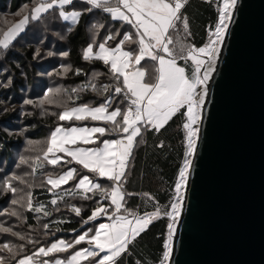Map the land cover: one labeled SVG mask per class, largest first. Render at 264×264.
Here are the masks:
<instances>
[{
	"label": "snow or ice",
	"instance_id": "1",
	"mask_svg": "<svg viewBox=\"0 0 264 264\" xmlns=\"http://www.w3.org/2000/svg\"><path fill=\"white\" fill-rule=\"evenodd\" d=\"M91 5L90 9H102L109 13L113 20L122 21L135 29V37L129 33L123 35L124 42L138 44V51H124L120 45L115 48L106 47V42L99 44V51L93 52V47H89L84 52V59H95L102 61L109 66L111 73L119 80L122 77V86H116V94H123L128 101L127 109L121 111L117 108L108 111L110 101L99 107L83 105L65 109L58 114L61 121L85 120L104 121L111 123L114 130L127 134L121 139L103 140L99 143L102 146L95 148L70 147L80 144H97L98 140L93 137L95 134L104 136L108 131L104 127H57L50 136L49 146L44 153V159L48 164L57 165L61 157L57 153H64L71 157V161L81 165L88 172L98 175L112 182L110 188H101V185L94 183L89 176L84 175L76 185L83 189L85 193L92 190H101L103 198L110 200L114 206L111 215L108 208L98 206L92 212L89 220H96L101 215H107L111 223L100 224L95 234L87 239L91 247L83 248L75 252L69 259H56L53 264H81L82 261L100 257L105 253L96 264H117L118 259L129 250V245L143 232L147 226L161 215L166 216L171 222L168 224L167 243L164 245L165 251L161 264H167L172 255L173 237L176 225L179 223L184 203V192L188 186V177L192 167V157L196 153L197 141L199 139L200 128L197 126L202 119V113L208 96V82L212 73L215 71L216 59L220 53V47L228 33L229 25L233 18V10L237 5V0H222V6L218 7V22L214 31L210 32L209 41L203 47L183 44L178 36L177 24L183 25L186 35H190L189 23L186 15L181 10L188 4V0H85ZM212 2V0H208ZM75 0H38V3L31 9L30 15H25L19 22L13 24L0 38V49H7L13 40L25 30L29 20L36 21L41 19L42 14L50 10L58 9L59 16L71 24L79 22L80 11H66V6H73ZM177 33L174 41L171 33ZM113 39L108 36L107 40ZM172 45L173 47H170ZM178 46V47H177ZM66 55V54H65ZM145 58L155 61L156 76L155 82L145 80L143 69L129 71L134 61L135 65H140ZM178 59L185 62H192V70L186 72L185 67L178 65ZM203 69V71H201ZM68 70L67 68L65 69ZM126 90V91H125ZM60 92V89H49V92ZM75 92L76 89H73ZM45 94V100L47 99ZM25 103H33L28 100ZM44 103V100L40 102ZM184 110L183 112L181 110ZM180 113L186 118L183 128L186 130L187 151L180 169L178 179L175 184V196L170 204L169 211H163L159 206L155 211L145 213L143 216L137 215L124 208L125 195H132L123 191V183L126 182V170L129 158L136 143V138L141 136L142 128H153L160 131L174 116ZM55 115V113H53ZM117 117H120L118 120ZM51 154V158H49ZM26 161L21 159V163ZM35 171V168H33ZM76 169H69L56 177L49 176L47 183L53 189L59 188L74 179ZM13 180L22 178L13 176ZM8 190L15 193L16 188L5 181ZM88 197L85 196V199ZM53 199L51 203L56 204ZM16 204V200H12ZM28 208L32 209L31 194L29 193ZM43 205L35 209L36 212L42 211ZM123 211L126 214L117 215ZM77 215L80 214L79 208L73 209ZM12 215H16L12 212ZM48 215L47 212L44 213ZM113 217H115L113 219ZM131 217V218H129ZM47 228V225H45ZM0 231L9 232L10 229L0 226ZM14 235H17L14 233ZM87 233L80 235L75 244H80L86 240ZM23 237H21L22 239ZM73 245L59 240L52 243L47 249L41 247L35 255L50 256L53 253L64 252ZM93 248L95 250H93ZM12 248L8 244L0 247V251ZM0 264L3 258L0 257ZM18 264H32V257H27ZM43 264H48L44 261Z\"/></svg>",
	"mask_w": 264,
	"mask_h": 264
},
{
	"label": "trees",
	"instance_id": "2",
	"mask_svg": "<svg viewBox=\"0 0 264 264\" xmlns=\"http://www.w3.org/2000/svg\"><path fill=\"white\" fill-rule=\"evenodd\" d=\"M37 3L38 0H0V12L7 11V14L11 16L16 14L21 6L31 5L33 8ZM70 8L81 12L79 22L75 25L62 23L58 19L56 11L47 14V16L42 15L41 19L34 21L41 22L45 20L50 29L59 34L63 32L64 41H60V45H57L54 51L63 55L64 66H69L70 70L66 76L62 77L65 88L52 98L51 105L48 107L51 113L47 117H39L38 113L35 112L36 109H32L33 113L30 118L24 117L25 115L21 117L27 130V137L24 140L41 143L39 155L35 157V171L32 174L41 176L42 183L45 186L38 183L39 185L32 189V209L29 210L28 208L25 211L24 226L31 237L37 239V242L31 239L30 244L24 243L22 249L19 250L20 253L12 260L10 259L9 262H3V264H15L23 257H31L39 247L46 246L54 240L65 239L71 241L70 239L73 236L81 234L93 226L89 217L98 205L108 208V213L113 212L109 200L103 198L101 190H95L92 194H87L88 198L85 199L83 195L81 196L78 191L73 189L72 184H69L60 190L63 192L59 193L62 195L59 197L58 195H52L45 183L48 175L59 174L66 167V165L51 166L42 159L47 149L45 145L47 135L58 125H63L58 119L62 106L64 108L74 104L98 106L109 101L111 109L121 102V111L126 110L128 106L126 104L128 101L126 102L121 94H116L114 91L116 86L122 85L121 79L118 80L109 70V66L101 61H85L82 53L90 41L91 33L99 34V39L110 35L113 37L112 42L116 44L123 40L125 33L132 34L135 40V29L122 21H111L110 14L102 9L87 10L91 8V5L82 1L75 0L74 5ZM181 12L188 18L190 35H186L183 25L178 23L177 31L180 41L185 45L195 46L196 48L203 46L207 31L214 29L217 23V7L213 2L206 0H188V4ZM11 25L2 30L0 38L3 37V33ZM171 34L175 41L177 33ZM18 38L6 50L1 51L2 49H0V60H3L4 63L7 62V65L2 67L4 69L0 74V79L1 81L5 80V73L7 72L9 79H11V81H8L7 89H0V109L4 104L21 105L25 102L26 97L24 94H26V91L29 90L30 94H33L36 86L39 87L38 94L40 96H45L47 93V97H49L51 94L49 92L51 87L47 88L46 83L42 82L43 79H41V76L45 74L42 71V68L46 66L45 60L36 62L38 54L34 51V45H22V42L17 40ZM170 47L173 46L170 45ZM124 48L127 51L137 52L138 44L124 42ZM53 60V63L56 64L57 61ZM177 63L185 67L187 73H190L188 64L185 65L182 60H178ZM140 67H143L147 74L146 80L155 82L156 62L144 59ZM57 70H60L59 61ZM91 74L96 76L95 82H88L87 78ZM36 81H39V84ZM73 89H76V91L74 92ZM56 110L57 115H54L53 113ZM2 118L18 121L20 117L11 112H6L0 118V124L5 121ZM185 120L186 118L178 113L158 132L150 127L148 129L142 128L141 136L136 138L132 155L129 158L126 182L123 183V191L132 194L125 195L124 208L128 211L143 216L145 213L155 211L157 206L163 211L169 210L175 196V184L187 150L183 129ZM6 126L11 127L8 123H6ZM108 130L110 134L113 131ZM111 137L117 136L112 135ZM0 141L1 154L5 157L4 161L9 163L10 146L19 144L20 139H9L5 133L0 131ZM71 167H75L79 174L87 175L78 166L73 164ZM100 184L102 189L111 186L110 181L107 180H100ZM53 197H56L57 202L55 205L51 203ZM2 201L3 199L0 202ZM41 205H43L42 211L36 212L35 209ZM74 208L80 209L79 215L73 210ZM45 212L48 213L47 216L44 215ZM121 214H126L123 209ZM99 222H96V224ZM45 225H47V228H45ZM167 226L168 219L166 216L161 215L160 218L153 220L128 246V252L118 259L117 264H160L165 251Z\"/></svg>",
	"mask_w": 264,
	"mask_h": 264
},
{
	"label": "water",
	"instance_id": "3",
	"mask_svg": "<svg viewBox=\"0 0 264 264\" xmlns=\"http://www.w3.org/2000/svg\"><path fill=\"white\" fill-rule=\"evenodd\" d=\"M221 51L170 264H264V0H238Z\"/></svg>",
	"mask_w": 264,
	"mask_h": 264
},
{
	"label": "rangeland",
	"instance_id": "4",
	"mask_svg": "<svg viewBox=\"0 0 264 264\" xmlns=\"http://www.w3.org/2000/svg\"><path fill=\"white\" fill-rule=\"evenodd\" d=\"M76 1L85 2V0H76ZM206 1H208V0H206ZM212 2L217 7V11H218V7L222 6V0H212ZM70 7L71 6H66L65 10L66 11H75L76 10V9L70 8ZM31 8H32L31 5H23V6H21V8L18 10V12L16 14H13L11 16H10V14H7V11L0 12V34L2 33V30L4 28L8 27V25L13 24L15 21H16L15 23H17L25 15H29V13L31 12V10H29V9H31ZM53 11L57 12L58 19L62 23L64 22V23H68L70 25H73L68 21H64L59 16V10L58 9L50 10L48 13H44L42 15L47 16V14H49ZM110 17H111V15H110ZM110 19H111V21H119V20H113L112 18H110ZM217 22H218V20H217ZM212 31H214V29L207 31V37H206V41H205L204 45L206 43H208L209 35H210V32H212ZM107 37H105V38L103 37V38L99 39V34L91 33L90 39H89L90 41L82 53L83 58H84V52L89 47V45H91L93 47L94 53L99 51V44H101V43L106 42V47H109V48H115L118 45H120V42H117L116 44H114L112 42L113 40H107ZM16 38H18L17 40L19 42H22V45H27V44H33L34 45L33 46L34 51L38 54V56L36 57V62H39V61L44 59L45 63H46V66L44 68H42V71H44V73H45L44 75L41 76V79H43L42 82H45L46 87L47 88L51 87L52 90L60 89L59 93H61L62 89L65 88V86H63L62 77L66 76L67 72H69V70H70V67L64 66V61L62 60L63 55L59 54V52H55L54 49L56 48L57 45H60V41L61 42L64 41L63 32H61L60 34L56 33L55 30L50 29V27L48 26V24L45 20H43L41 22L30 21L26 25L25 30L22 33H20ZM12 42H14V40ZM120 46L122 47V49L124 51H127L124 48V44L120 45ZM203 46H201V47H203ZM4 50H6V49H4ZM4 50L2 49L1 51H4ZM53 59H55L57 61L56 64L53 63V61H54ZM218 59H219V56H218ZM218 59L216 60V63H215V70H216V66L218 64L217 63ZM92 60H95V59H90V60H85V61H92ZM178 60H182L185 63V65L188 64L190 66V72H191V70H192V62L191 61L185 62V60H183V59H178ZM58 61L60 63V70H57ZM142 62L143 61H141L140 65H135V63L133 61L132 67L129 69V71L137 69V68L144 70L143 67H140L142 65ZM0 65H1L0 66V74H2V70L4 69L2 67H5L7 65V62L5 61V63H4L3 60H0ZM156 67H157V64H156ZM66 68L68 69L67 71L65 70ZM201 71H203V69ZM7 73H5V75H6L5 80L1 81V79H0V89H2V90L7 89L8 88V81H11V79H9V76ZM214 73H215V71L212 73L211 78H212ZM146 76H147V74L145 75V80H146ZM87 79H88V82H95L96 76L94 74L93 75L91 74ZM120 79L122 81V77ZM6 81H7V83H5ZM12 81H14V80L12 79ZM36 82H37V84H39V81H36ZM147 82H151V81H147ZM209 83H208V85H209ZM76 88L78 90H80L78 87H76ZM38 93H39V87L36 86L33 94H30L29 90H27L26 94H24V96L26 97L25 101L30 100L33 103L23 102V103H21V105H18V104L17 105H5L4 104L2 106V108L0 109V118L6 112H11L15 116L20 117L18 121L6 120L5 118H2L5 121L2 124H0V131L2 133H5L9 139L10 138H12L13 140H16V138L20 139L19 144H16L15 146H10L11 148L9 150L10 151L9 163L4 161L5 157L2 156V154H1V148L2 147H1V141H0V201L3 199V201L0 202V226H2L3 228L10 229L9 232L0 231V247H2L4 244H8L12 248L11 252H9L7 249L0 251V257L3 258V262H6V261L9 262L10 259L12 260L15 256H17L20 253L19 250L22 249V245L24 243L30 244L31 239L34 240L35 242H37V239H35V237H31V234H29V232L27 231V229L25 228L24 225H25V211L28 209L29 193L31 194L32 189L34 187H36L37 185H39L40 183L43 185L42 180H41V176L39 177V176H36L35 174H34L35 175L34 176L32 174V172H33L32 169L34 168V166H36L35 157L39 155L41 143H39L38 141L30 142L28 140H24V138L27 137V130L25 128V124L21 120V117H23L25 115L24 117L30 118L32 113H33L32 109H36L35 112L38 113L39 117H47V115L49 113H51V110L48 107H49V105H51L50 103L52 101V98H54L57 94H59V93H56L55 91L50 92L51 93L50 96L47 97V99L45 100L44 99L45 96H43V95L40 96ZM42 100H44L43 104L40 103ZM120 104H122V102ZM120 104L113 109H111L109 107L108 111L111 112L117 108L120 109ZM126 104L128 105V102ZM205 104H206V100H205ZM83 105H87V104H74V105H69L66 108H64L62 106L61 109H62V111H64L65 109H69L72 107H79V106H83ZM0 106H1V102H0ZM88 106L99 107L101 105H98V106L88 105ZM203 111H204V109H203ZM55 115H57V110L55 111ZM117 119L119 120L120 117H117ZM59 121L63 125H58L57 127H63V128L104 127L107 130L108 129L113 130V131H111V134H110V131L108 130L104 136H100L98 133L95 134V136L93 138L98 140L97 144H80V143H78L77 145L70 146L73 148H75V147L95 148L98 146H102L99 143L100 141H103L105 139H107V140L121 139L127 135V134L115 131L114 126L111 123H105L104 121H94V120H91L90 118L85 119V120H79V121L74 120V119L71 121H61V120H59ZM6 123H8L11 127L8 128L6 126ZM200 125H201V120L199 121L197 126L200 128ZM56 128H54L46 137L45 145L47 148L49 146L48 142H49L51 133ZM184 132H185V137H186V130L185 129H184ZM110 135L111 136L115 135L117 137L112 138ZM197 143H198V141H197ZM6 146H8V145H6ZM186 146H187V143H186ZM56 155L61 157V160L57 165H61V166L66 165V167L64 168V170L61 173L48 175V177L49 176L56 177L58 175H61L64 172H67L69 169L75 168V167H71V165L74 164L75 166H78L83 171H85L87 173V176L90 175L89 178L91 180H93L94 183L100 184V180H107L105 178L99 177L98 175H95L93 173L88 172L81 165H78L75 162L67 163L66 161H71V157L66 156L64 153H57ZM49 158H51V154H49ZM21 159L25 160L26 162L21 163ZM42 159L45 160L44 155H43ZM51 166H53V165H51ZM182 167H183V165H182ZM13 176L22 178L23 182H21V180H19V179H17V180L11 179ZM83 176H84V174H79L76 171L74 179L70 180L67 184H63L59 188H56V189H53L52 186L47 183L48 178L45 180V183L49 187L51 194L54 196H56V195H58L59 197L62 196L59 193H62L63 191H60V190L67 187L69 184H72L73 189H75V191H78L81 194V196L83 195V197H85V196H87V194H92L95 191V189L90 191V192L85 193L83 191V189H80L76 186L78 184L79 180ZM6 180L12 184V187L17 189V191L15 193L8 190L7 186L5 185ZM110 183L112 186L111 181H110ZM43 186H45V185H43ZM53 199L56 200V197H53L51 199V201ZM12 200H16L17 203L13 204ZM109 202L111 204L110 200H109ZM98 206H101V205H98ZM111 207H112V209H114V206L111 205ZM169 210H170V207H169ZM12 212H15L16 215H12ZM111 214H112V212L109 213V215H111ZM120 214L121 213H117V215H120ZM114 218L115 217H113V219ZM129 218H131V217H129ZM99 221H102V222H99ZM90 222L93 226L91 228L86 229L81 234L73 236V238L70 239L71 241H66L65 239H57V240H54V241L48 243L46 246H43V248L47 249L48 247L51 246L52 243H56L59 240H64L66 243L73 245L71 248L67 249L64 252L53 253L50 256L45 257L43 255H35V253H37L39 251V249L41 248V247H39V249L34 253V255L31 256L32 257V264H43L44 261H48V264H53V262L56 259L66 261L75 252L80 251L86 247H91L86 242L87 239L95 234V230L100 224H102V223L108 224V223H111L112 221L108 219L107 215H101L96 220H91ZM96 222H99V223L96 224ZM170 222L171 221L168 219V224ZM177 225H176V228H177ZM14 233L17 235H14ZM85 233H87L86 240L84 242H81L80 244H75L76 239H78V237L80 235H84ZM168 233H169V229L167 226V236H166L165 244L167 243ZM21 237H23V238L21 239ZM93 250H95V249L93 248ZM104 254L105 253H101L100 257H96V258L90 257L88 260L82 261L81 264H96V261H98ZM27 257H30V256H26V257L19 259L15 264H18V262L20 260L25 259ZM170 260H171V257H170ZM170 260L167 262V264H170ZM160 264H161V262H160Z\"/></svg>",
	"mask_w": 264,
	"mask_h": 264
},
{
	"label": "bare ground",
	"instance_id": "5",
	"mask_svg": "<svg viewBox=\"0 0 264 264\" xmlns=\"http://www.w3.org/2000/svg\"><path fill=\"white\" fill-rule=\"evenodd\" d=\"M237 2H238V0H237ZM236 8H237V5H236V7H235V9H234V11H233V16H234V13H235V11H236ZM221 46H222V45H221ZM220 48H222V47H220ZM221 52H222V51H221V49H220L219 59H220ZM217 59H218V58H217ZM217 59H216V60H217ZM219 59H218V62H219ZM218 62H217V63H218ZM217 66H218V64H217ZM217 66H216V68H217ZM215 73H216V70H215ZM215 73H214V74H215ZM214 74H213L211 80H209L210 83L208 82V83H209V85H208V93H209V90H210L211 85H212V82H213ZM207 98H208V97H206V103H207ZM205 105H206V104H205ZM205 105H204V107H205ZM204 109H205V108H204ZM192 159H193V157H192ZM177 227H178V225H177ZM176 229H177V228H176ZM175 232H176V231H175Z\"/></svg>",
	"mask_w": 264,
	"mask_h": 264
},
{
	"label": "built area",
	"instance_id": "6",
	"mask_svg": "<svg viewBox=\"0 0 264 264\" xmlns=\"http://www.w3.org/2000/svg\"><path fill=\"white\" fill-rule=\"evenodd\" d=\"M122 96H123V94H122ZM124 97V96H123Z\"/></svg>",
	"mask_w": 264,
	"mask_h": 264
},
{
	"label": "crops",
	"instance_id": "7",
	"mask_svg": "<svg viewBox=\"0 0 264 264\" xmlns=\"http://www.w3.org/2000/svg\"><path fill=\"white\" fill-rule=\"evenodd\" d=\"M145 59H147V58H145Z\"/></svg>",
	"mask_w": 264,
	"mask_h": 264
}]
</instances>
